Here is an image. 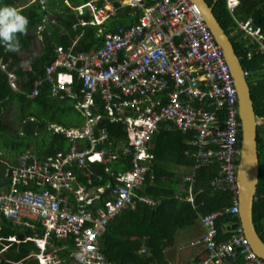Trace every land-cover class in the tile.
<instances>
[{
	"label": "built area",
	"instance_id": "built-area-1",
	"mask_svg": "<svg viewBox=\"0 0 264 264\" xmlns=\"http://www.w3.org/2000/svg\"><path fill=\"white\" fill-rule=\"evenodd\" d=\"M114 2L141 14L132 24L120 25L116 30L105 31L99 26L96 34H101V44L93 51H76L73 45L57 47L53 60L44 65L42 76L25 92L29 98L34 97L46 83L53 96L60 91L71 93L79 85L76 107L86 110L88 118L81 131L52 125L54 131L65 132L69 138L72 145L68 152L58 151L39 160L27 149L7 164L4 176L10 183L0 191V217L33 231L37 225L42 229V236L34 232L23 239H30L39 247L38 253H29L36 257L37 264H116L102 252L99 238L106 232L108 220L133 209L136 200L153 203L147 196H138L136 190L143 186L150 171L149 140L165 123L190 134L185 141L193 163L190 172L183 176L184 183H188V200L193 201L190 190L196 171L213 161L218 168L209 186L232 193L229 206L199 216L206 228L201 240L192 242H200L206 250L199 264H223L221 258L236 248L243 253V264H264L240 227L230 225L229 238L218 243L215 240L219 217L238 213L240 121L230 68L196 3L85 0L71 6L77 15H88L78 16L74 27L104 26L115 13ZM241 27L264 54V36L246 23ZM0 68L6 71L11 89L20 91L16 72L1 61ZM243 75H248L247 70L243 69ZM96 107L100 114L91 116L89 110ZM101 116L125 125L127 146H103L107 134L96 136L92 127ZM83 138L88 144H77ZM119 156L128 159L126 168L110 171L105 166L112 181L98 187L97 192H88L75 183L74 167L83 169L87 176L88 163L108 165ZM30 184L39 186V190L28 188ZM50 237L70 240L71 247L65 255L56 253V247L48 242L51 250L46 251Z\"/></svg>",
	"mask_w": 264,
	"mask_h": 264
},
{
	"label": "trees",
	"instance_id": "trees-1",
	"mask_svg": "<svg viewBox=\"0 0 264 264\" xmlns=\"http://www.w3.org/2000/svg\"><path fill=\"white\" fill-rule=\"evenodd\" d=\"M84 1L0 0V7H13L28 20L25 32L16 33L20 45L17 51H6L0 46V61L3 63L8 61V68L16 72L20 86V91L11 89L6 71L0 68V190L9 186L8 178L4 176V169L7 163L14 162L18 153L31 146L36 151H42L44 155L67 148L70 143L69 138L48 131L46 129L48 123H57L64 127L81 123V113L74 107L72 98L65 95L50 97L45 84L32 98L26 96L25 92H29L34 80L42 76L43 67L53 60L57 46L70 45L76 35H79V40L75 50L93 51L100 46L102 38L96 34L95 26L72 27L76 16L71 6ZM205 1L211 4L213 0ZM114 4L116 5L117 2ZM130 13L129 7L116 8L115 15L105 24V30H114L120 24L128 25L140 14L135 12L131 16ZM213 13L229 35L243 69L248 72L246 78L255 105V114L260 120L257 121L259 179L252 204V220L254 225L255 222L258 223L259 227L255 226V228L264 241V225L259 223L264 217V193L261 190L264 184V168H261L264 162V121H262L264 120V54L256 50V45L250 42L251 37H242L236 22V20L250 19L252 27H258L264 35V0H239L233 11L228 10L226 0H217L213 5ZM79 17L88 18V15L83 14ZM49 20L55 22L49 23ZM37 41L39 50L32 52L33 45ZM22 51L30 52L25 69L21 65ZM250 51L252 55L248 58L247 53ZM35 106L38 109L36 114ZM11 108H14V113H18L16 118L24 131L23 134H19V131H16V135L9 133V123L3 120L2 114L4 110L8 111ZM29 117H34V120H29ZM101 123L109 133L112 141L111 149H118L122 144L128 145L121 122L111 123L104 119ZM98 128L100 126L95 130ZM34 130H37L36 134ZM260 131L263 136H260ZM189 137V133L167 126L165 123H161L151 136L150 171L145 176L143 186L136 190V194L149 197L153 203L147 204L136 200L133 209H127L125 214L116 215L108 220L107 230L99 238V246L110 261L116 264H171V258L165 257L164 247L174 243L177 231L198 222L199 215L231 204L230 191L214 190L209 186V180L217 173L218 166L214 161L201 165L196 171L190 190L193 201L188 200V183H184L183 177L175 168L178 170L180 167L187 168V173L190 172L193 160L189 155L190 147L185 141ZM238 138L240 140V134ZM82 144L85 145L87 142ZM3 149L6 152H3ZM120 156L112 162L114 171L127 166L128 159ZM91 169L95 174L93 183L104 185L107 181H112V176L103 169V165H92ZM182 182L184 191L178 187ZM28 188L36 191L40 187L30 184ZM228 224H232L233 228L239 227L237 214H226L218 220L216 226L219 231V242L229 238ZM34 232L39 236L43 233L38 225L33 231L23 225H13L8 219L0 217V264H36V258L28 255L30 252H37L38 247L30 240H23L25 236ZM9 236H15L17 241L7 240ZM47 242L56 247V253L59 254L65 255L71 247L68 238L50 237ZM50 250L47 248V252ZM201 255H206L205 249L199 252L196 246H191L189 256L194 264L200 263ZM221 259L223 264L244 262L243 253L239 252L238 248L226 253Z\"/></svg>",
	"mask_w": 264,
	"mask_h": 264
},
{
	"label": "water",
	"instance_id": "water-1",
	"mask_svg": "<svg viewBox=\"0 0 264 264\" xmlns=\"http://www.w3.org/2000/svg\"><path fill=\"white\" fill-rule=\"evenodd\" d=\"M202 11V15L220 45L223 55L230 66L233 84L237 93L238 117L240 121V147L236 167L238 218L243 235L251 247L264 260V241L261 239L252 220V204L255 199L256 185L259 179V165L255 162L256 126L258 117L255 114L246 76L233 44L213 13V5L205 0H193Z\"/></svg>",
	"mask_w": 264,
	"mask_h": 264
},
{
	"label": "clouds",
	"instance_id": "clouds-1",
	"mask_svg": "<svg viewBox=\"0 0 264 264\" xmlns=\"http://www.w3.org/2000/svg\"><path fill=\"white\" fill-rule=\"evenodd\" d=\"M193 1V0H192ZM83 3V2H82ZM196 3V2H195ZM238 3H239V0H226V6H227V8H228V10L229 11H233V9L238 5ZM196 5H197V7H198V9H199V11H200V13H201V15H202V11H201V9L199 8V5L196 3ZM75 16H76V20H77V18H78V16L79 15H77V11H75ZM202 17H203V15H202ZM76 20L72 23V27L73 28H76V27H83L82 25H76L75 27H74V23L76 22ZM203 20L205 21V19H204V17H203ZM236 22H237V29L238 30H240L241 32H242V37H246V36H249V37H251L250 35H249V33L245 30V29H243L242 27H241V24H244V23H246L249 27H250V29L252 30V31H256V32H258V33H260L261 35H263L261 32H260V29L258 28V27H252V25H251V21H250V19H247V20H236ZM205 23H206V21H205ZM27 24H28V20H27V18L26 17H24V16H22V15H20L19 14V12L15 9V8H13V7H10V6H4V7H0V46H2L6 51H12V52H15V51H17L18 49H19V47H20V45H19V41H18V39H17V36H16V33H21V34H23L24 32H25V30H26V26H27ZM207 24V23H206ZM87 25H90V24H87ZM85 26V25H84ZM95 27H96V29L99 27V26H102L103 28L105 27V25L103 26L102 24L101 25H94ZM208 26V25H207ZM223 28V27H222ZM104 30H105V28H104ZM81 31H82V29H81ZM97 31V30H96ZM105 31H108V30H105ZM211 31V30H210ZM226 33V32H225ZM213 34V33H212ZM227 34V33H226ZM98 35H101V34H98ZM228 35V34H227ZM214 36V35H213ZM264 36V35H263ZM77 37V39H74L73 40V42L70 44V45H67V46H62V45H60V46H57V47H68V46H72L73 45V49L75 50V45H76V43L78 42V37H79V35H76L75 36V38ZM228 37H229V35H228ZM215 39V38H214ZM230 39V38H229ZM216 41V40H215ZM231 41V40H230ZM251 43H254L255 45H256V41L251 37V41H250ZM218 44V43H217ZM220 46V45H219ZM56 47V48H57ZM56 48H55V51H56ZM222 50V49H221ZM256 50H257V48H256ZM76 51H82V50H76ZM258 51V50H257ZM90 52V51H89ZM56 53V52H55ZM222 53H223V51H222ZM251 51L250 52H248L247 53V57L249 58V57H251ZM224 56V55H223ZM225 58V57H224ZM225 61H226V59H225ZM227 62V61H226ZM228 64V63H227ZM228 66H229V64H228ZM243 67V66H242ZM230 68V67H229ZM247 77V76H246ZM40 78V77H39ZM38 79V78H37ZM47 87H48V91H49V86H48V84H46V83H44ZM43 85V84H42ZM41 85V86H42ZM33 86V85H32ZM40 89V88H39ZM61 95H65V96H68V97H70V98H72L73 100H74V107L77 109V110H79L80 111V113H81V116L83 117V124H82V126H77V125H74V126H70V127H64L63 125H60V124H57V123H48L47 125H46V129L48 130V131H50V132H52V133H60V134H62V135H64L65 137H67L66 135H65V132H62V131H59V132H56V131H54V129H53V124H55V125H58V126H60V127H62V128H64V129H75V130H79V131H81V130H83L84 128H85V126H86V121H87V118H88V115H87V112H86V110H81V109H78V107H76V105H77V102L80 100V94H79V85L78 86H75V88L73 89V90H71V93H64L63 91H60L57 95H53V96H51L50 95V93H49V96L50 97H59V96H61ZM32 98V97H31ZM89 110V109H88ZM89 112H90V114H91V116H97V115H99L100 114V111H99V109L96 111L95 110V108H93L92 110H89ZM104 119H106V120H108L109 121V119L107 118V117H103V116H101L99 119H98V121L96 122V123H94L93 125H92V127H93V132H94V134L96 135V136H98V135H100L101 133H100V130H101V121H103ZM29 120H34V117H29ZM117 122H119V121H117ZM97 126H100V130H95V128L97 127ZM99 129V128H98ZM86 138H83V139H80L79 141H81V140H85ZM87 140V139H86ZM108 136H107V138H106V142H105V144L103 145V146H109V145H111V144H108ZM87 144H88V142H87ZM239 147H240V141H239ZM239 157V156H238ZM113 161H115V160H113ZM112 161V162H113ZM111 162V163H112ZM237 162H238V160H237ZM94 163H100V162H98V161H95V162H93V163H88V164H90V165H92V164H94ZM111 163H109L107 166L109 167V165L111 164ZM8 164V163H7ZM6 164V165H7ZM90 165H87V167L88 166H90ZM236 167H237V165H236ZM110 168V167H109ZM4 171H5V169H4ZM85 171H87L88 172V170L87 169H85ZM114 171V170H113ZM106 172H108L109 173V171H106ZM189 173V172H188ZM187 174V173H186ZM185 174V175H186ZM182 184H183V182H182ZM181 185V184H180ZM184 186V185H183ZM238 186V185H237ZM184 188V187H183ZM180 189V188H179ZM181 190V189H180ZM182 191H184V189H182ZM237 200H238V198H237ZM221 208V207H220ZM220 208H217V209H220ZM216 210V209H215ZM214 211V210H213ZM209 213V212H208ZM207 214V213H206ZM200 216V215H199ZM223 216H225V214L223 215ZM223 216H221V217H219V219L218 220H220ZM237 216H238V213H237ZM2 217V216H1ZM7 219V218H6ZM9 220V219H8ZM199 220V219H198ZM218 220L216 221V223H215V228H216V237H215V240H216V243H218V238H219V231H218V229H217V226H216V224H217V222H218ZM200 221V220H199ZM10 222H11V220H10ZM12 223V222H11ZM13 224V223H12ZM200 224H201V222H200ZM13 225H16V224H13ZM230 225H232V224H228V229H229V233L231 234V232H232V228L230 227ZM24 226V225H23ZM201 226L203 227L202 229H203V233H201L199 236H197L196 237V239H194V240H191V241H189V246H196V248H197V250L200 252V251H202L203 249H204V246L200 243V242H197V243H193L192 244V242H195V241H200L201 240V238H202V236L206 233V228L201 224ZM239 227L241 228V225H240V222H239ZM27 236H33V234L32 235H27ZM230 236V235H229ZM9 237H11V236H9ZM8 237V238H9ZM14 238H15V236H13ZM26 237V236H25ZM24 237V238H25ZM8 238H7V240H8ZM27 240H30V239H27ZM10 241H17L16 240V238L14 239V240H10ZM30 241H32V240H30ZM32 242H34V241H32ZM34 244L36 245V243L34 242ZM46 244L48 245V243H47V241H46ZM37 246V245H36ZM199 246H201V247H199ZM38 247V246H37ZM38 250H39V247H38ZM142 250H144V248L142 249ZM106 256V255H105ZM206 255H201V259L199 260V262L200 261H202V259L205 257ZM36 258V257H35ZM109 260V259H108ZM110 261V260H109ZM112 262V261H111ZM113 263H115V262H113Z\"/></svg>",
	"mask_w": 264,
	"mask_h": 264
},
{
	"label": "rangeland",
	"instance_id": "rangeland-1",
	"mask_svg": "<svg viewBox=\"0 0 264 264\" xmlns=\"http://www.w3.org/2000/svg\"><path fill=\"white\" fill-rule=\"evenodd\" d=\"M55 21L49 20V23H54ZM39 40V38H38ZM39 43L38 41L34 43L33 45V50L32 52L39 50ZM30 56V52H26V51H22L20 53V57L23 61V64L21 63V65L23 66V69H25V67H27L26 62L28 61ZM7 65H9L8 61L5 62ZM264 101V100H263ZM35 111L34 113L36 114L38 112L37 107L35 106ZM18 113H14V108H11L8 111H3L4 118L3 120L8 121L9 126H10V131L9 133H12L14 135H16V131H19V134L22 133L21 132V126L18 124V120H17V116ZM258 118L259 116L256 115ZM258 122L260 121L259 119L257 120ZM264 121V120H262ZM264 125V123H263ZM260 136H263L261 134L260 131ZM259 136V137H260ZM3 152H6L5 149L2 150ZM176 171L179 172L180 176L183 177L186 173H187V168L183 169L180 167V169L178 170L177 168H175ZM183 188V184L180 185ZM203 227L200 224V221L198 220V222L194 223L192 226L186 227V228H182L180 230L177 231V235H175L174 237V243L171 245H166L164 247V254L165 257H167L168 259L171 258L170 263H177V264H193L192 258L189 256L190 253V249L191 246H189V241L196 239L197 236H199L201 233H203Z\"/></svg>",
	"mask_w": 264,
	"mask_h": 264
},
{
	"label": "crops",
	"instance_id": "crops-1",
	"mask_svg": "<svg viewBox=\"0 0 264 264\" xmlns=\"http://www.w3.org/2000/svg\"><path fill=\"white\" fill-rule=\"evenodd\" d=\"M118 7H129V6H121V5H119V3H117L116 5H115V8H118ZM129 8H131V7H129ZM115 12H116V9H115ZM135 12H140V11H135V9L133 8H131V16H133L134 14H135ZM141 14V13H140ZM139 14V15H140ZM115 15V13L110 17V19L109 20H107V22L108 21H110L111 20V18L113 17ZM138 15V16H139ZM138 16L132 21V22H130V24H132L137 18H138ZM130 24H128V25H130ZM120 25H124V26H128V25H125V24H120ZM120 25H117L116 26V28L114 29V30H116L117 28H118V26H120ZM94 26V25H93ZM142 106H144V104L142 105ZM99 108L98 107H96L95 108V110L97 111ZM82 117V116H81ZM106 121H108V120H106ZM108 122H111V123H113V122H117V121H108ZM82 124H83V117H82V120H81V123L79 124V125H77V126H82ZM123 124V123H122ZM123 128H124V130H125V125L123 124ZM22 129V128H21ZM98 130H100V128L98 129ZM34 131H36L35 132V134L37 133V130H34ZM21 132L22 133H20V134H23L24 133V131L23 130H21ZM102 132H105L106 134H107V136H108V143L109 144H112V141L110 140V136H109V133H108V131L106 130V128L104 127V125H103V123H101V130H100V133H102ZM83 142H87V140L85 139L84 141L83 140H81V141H78V143L77 144H82ZM71 143H69V145L67 146V148L66 149H64V150H58V151H63V153L66 151V152H68L69 151V149H70V147H71ZM27 149H30V151L34 154V156L35 157H37V158H39V160L40 159H42L43 157H45L46 155H44L43 154V152L42 151H36V150H34V149H32V146L31 147H29V148H27ZM27 149H25V150H27ZM25 150H23V151H25ZM23 151L22 152H20V153H23ZM58 151H56V152H58ZM55 152V153H56ZM55 153H53V154H49V155H54ZM19 154V153H18ZM17 154V155H18ZM16 155V156H17ZM92 165H103V169L105 170V166H107L105 163H94V164H92ZM92 165H90V166H88L87 167V170H88V173H89V175H85V172H84V170L82 169V170H78V169H76V167H74L73 169H74V171H75V183L76 184H78V185H81V186H84L85 187V189L88 191V192H90V191H93V192H97V188L98 187H100V186H104V185H101V184H95V183H93V181H92V179L95 177V174H93V172H92V169H91V167H92ZM109 170L110 171H113L114 169H112V163L109 165ZM106 171V170H105ZM98 178H101V177H98ZM9 181V180H8ZM10 183V182H9ZM178 187H180V185H178ZM5 189V188H4ZM3 190V189H2ZM2 190H0V191H2ZM10 221V220H9ZM47 248H49L48 247V245L46 246V251H47ZM39 251V250H38ZM38 251L37 252H35V253H38ZM30 253H33V252H30ZM28 256H33V255H31V254H29ZM34 258H35V256H33ZM37 260V259H36ZM36 264H37V262H36Z\"/></svg>",
	"mask_w": 264,
	"mask_h": 264
},
{
	"label": "flooded vegetation",
	"instance_id": "flooded-vegetation-1",
	"mask_svg": "<svg viewBox=\"0 0 264 264\" xmlns=\"http://www.w3.org/2000/svg\"><path fill=\"white\" fill-rule=\"evenodd\" d=\"M257 127H258V126H257ZM257 131H258V128H257ZM261 168H262V169L264 168V162L262 163ZM261 190H262L263 193H264V184L262 185ZM256 200H257V199H256ZM259 223L264 225V217L261 218V219L259 220ZM255 226H257V228H258V227H259L258 223L255 222Z\"/></svg>",
	"mask_w": 264,
	"mask_h": 264
},
{
	"label": "bare ground",
	"instance_id": "bare-ground-1",
	"mask_svg": "<svg viewBox=\"0 0 264 264\" xmlns=\"http://www.w3.org/2000/svg\"><path fill=\"white\" fill-rule=\"evenodd\" d=\"M199 8L201 9V7L199 6ZM230 67V66H229ZM256 135H257V126H256ZM257 137V136H256ZM254 159L255 162L257 163V165H259V161H258V153H257V141L255 142V154H254Z\"/></svg>",
	"mask_w": 264,
	"mask_h": 264
}]
</instances>
